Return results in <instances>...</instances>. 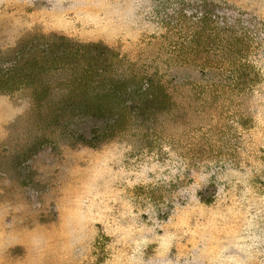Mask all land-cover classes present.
<instances>
[{
	"label": "rangeland",
	"instance_id": "1",
	"mask_svg": "<svg viewBox=\"0 0 264 264\" xmlns=\"http://www.w3.org/2000/svg\"><path fill=\"white\" fill-rule=\"evenodd\" d=\"M200 14L245 44L232 100L185 125L65 121L109 69L73 44L146 69L219 46L209 24L194 40ZM0 264H264V0H0Z\"/></svg>",
	"mask_w": 264,
	"mask_h": 264
},
{
	"label": "trees",
	"instance_id": "2",
	"mask_svg": "<svg viewBox=\"0 0 264 264\" xmlns=\"http://www.w3.org/2000/svg\"><path fill=\"white\" fill-rule=\"evenodd\" d=\"M191 20L195 21L191 22L195 27L194 40L202 36L204 27L211 25V36L213 33L217 36L219 46L204 50L171 48L166 56L159 53L151 58L146 69L127 61L108 47L73 44L79 50L76 53L87 63L84 74H90L89 69L99 62L109 69L95 73L98 84L95 91L65 99V106L71 109L65 121L71 126L75 125L72 122L84 120H95L102 126H166L167 118L183 121L185 116H194L196 111L203 114L217 111L221 103L229 99V93L239 90L238 78L228 76L233 69L232 60H229L235 59L239 68L246 67L242 56L245 44L237 42L231 46L226 45L228 40L224 37L219 39L221 35L225 36L224 32H218L223 19L215 14H200ZM63 57L52 61H62ZM124 64L127 69L121 68ZM18 69L17 62L7 68L6 94L22 83ZM53 103L60 105L64 102Z\"/></svg>",
	"mask_w": 264,
	"mask_h": 264
}]
</instances>
